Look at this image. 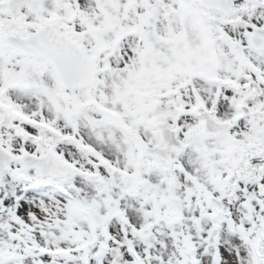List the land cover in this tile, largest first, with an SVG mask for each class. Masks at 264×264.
Segmentation results:
<instances>
[{
    "label": "snow or ice",
    "instance_id": "snow-or-ice-1",
    "mask_svg": "<svg viewBox=\"0 0 264 264\" xmlns=\"http://www.w3.org/2000/svg\"><path fill=\"white\" fill-rule=\"evenodd\" d=\"M0 264H264V0H0Z\"/></svg>",
    "mask_w": 264,
    "mask_h": 264
}]
</instances>
